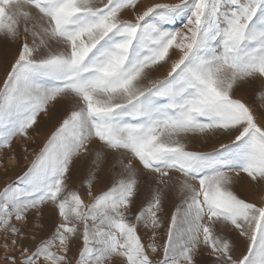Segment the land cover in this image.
I'll return each instance as SVG.
<instances>
[{"label":"snow or ice","instance_id":"snow-or-ice-1","mask_svg":"<svg viewBox=\"0 0 264 264\" xmlns=\"http://www.w3.org/2000/svg\"><path fill=\"white\" fill-rule=\"evenodd\" d=\"M0 41V152L58 121L0 190V264H264L236 191L264 193V95L237 96L264 93V0H0Z\"/></svg>","mask_w":264,"mask_h":264},{"label":"rangeland","instance_id":"rangeland-1","mask_svg":"<svg viewBox=\"0 0 264 264\" xmlns=\"http://www.w3.org/2000/svg\"><path fill=\"white\" fill-rule=\"evenodd\" d=\"M177 0H143L144 4H152V3H176ZM7 52V59H6ZM12 52L13 50L7 48L2 41H0V87L3 86V81L6 77L7 70H10V63L12 61ZM178 58V55H174L173 59ZM167 74V66L165 68H161L158 71H154L152 73L153 79L163 78ZM259 86V82H256V87ZM264 95V93L256 94L253 88L242 89L237 92V96L242 97L246 103L249 105H258L261 103L260 96ZM58 121L56 119L47 120L46 122H42L40 127L36 129V131H31L32 139L27 142L24 141L22 137H17L13 142L14 153L8 152L5 150L4 152H0V190L14 181H16L17 177L22 175L23 172L27 169L28 164L34 158L35 154L39 151V149L43 146L51 131L57 126ZM192 147L197 148L203 151H209L210 147L205 146L202 142L193 141ZM27 147L28 151L25 152L23 149ZM15 155L16 162L10 163L9 157ZM24 156H27V160L24 159ZM7 169V170H6ZM81 184L80 178L74 177L72 185L73 187H79ZM81 193L85 190L83 187L80 188ZM101 189L99 187L94 189V194H99ZM236 191L241 195V197L253 200L256 203H260V196L264 195V193H259L255 195H250L249 190L246 185L239 184L236 185ZM169 210L171 209V205L168 206ZM143 235V232H141ZM245 252V245L242 241H237V250L235 255L237 257H241Z\"/></svg>","mask_w":264,"mask_h":264}]
</instances>
